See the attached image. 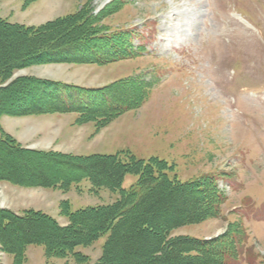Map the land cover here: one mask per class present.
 Masks as SVG:
<instances>
[{"label": "rangeland", "instance_id": "obj_1", "mask_svg": "<svg viewBox=\"0 0 264 264\" xmlns=\"http://www.w3.org/2000/svg\"><path fill=\"white\" fill-rule=\"evenodd\" d=\"M85 5L94 13L110 12L101 22L110 32L130 33L133 57L105 65L34 64L0 80V88L24 77L95 88L137 77L155 82L150 97L101 128L79 122L74 112L1 113L0 138L38 151L155 156L174 165L183 181L217 173L228 197L221 215L173 234L210 239L229 222L241 221L249 247L242 264H264V0H0V18L39 25ZM13 92L14 87L3 96L13 95V102ZM34 161L19 164L30 168ZM136 180L137 175L127 174L123 187ZM90 187L87 180L62 189L0 179V209L20 215L40 210L67 224L66 205L74 211L118 197V192ZM107 237L76 250L96 262ZM0 264H16L1 244ZM22 264L79 263L70 255L48 256L43 245L31 244Z\"/></svg>", "mask_w": 264, "mask_h": 264}, {"label": "trees", "instance_id": "obj_2", "mask_svg": "<svg viewBox=\"0 0 264 264\" xmlns=\"http://www.w3.org/2000/svg\"><path fill=\"white\" fill-rule=\"evenodd\" d=\"M83 8L39 25L0 18V80L34 64L105 65L133 57L130 33H112L101 23L109 11L94 13L89 5ZM154 84L128 77L95 88L24 77L0 88V114L74 112L79 122H95L101 128L123 112L142 106ZM13 87L15 101L9 102L13 95L3 94ZM7 158L14 161L4 163ZM27 159L37 163L21 168L19 162ZM127 174L137 175V180L124 188ZM0 179L62 189L87 180L91 191L118 192L109 204L74 211L66 205L62 212L67 224L40 210L28 209L20 215L0 209V244L14 255L16 264L23 263L31 244L43 245L51 257L73 256L79 264H242L249 250L247 229L241 221L229 222L221 235L210 239L173 234L180 227L221 215L228 197L214 172L183 181L174 165L155 156L145 160L128 151L88 155L38 151L0 138ZM105 234L108 237L98 261L90 262L76 250Z\"/></svg>", "mask_w": 264, "mask_h": 264}]
</instances>
